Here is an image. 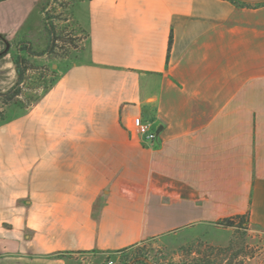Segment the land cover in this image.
<instances>
[{
	"label": "crops",
	"instance_id": "obj_1",
	"mask_svg": "<svg viewBox=\"0 0 264 264\" xmlns=\"http://www.w3.org/2000/svg\"><path fill=\"white\" fill-rule=\"evenodd\" d=\"M238 1L74 2L77 61L0 124V264L180 234L223 245L238 216L264 241V0ZM48 3L0 0V48L44 51ZM8 54L0 91L18 79ZM135 116L154 142L130 131Z\"/></svg>",
	"mask_w": 264,
	"mask_h": 264
},
{
	"label": "rangeland",
	"instance_id": "obj_2",
	"mask_svg": "<svg viewBox=\"0 0 264 264\" xmlns=\"http://www.w3.org/2000/svg\"><path fill=\"white\" fill-rule=\"evenodd\" d=\"M75 1L49 0V21L55 25L59 39L52 46L50 54H47L48 58H41L40 53L44 51L35 49L39 54L30 58L33 66H46L50 73L54 71L58 76V73L64 72L77 61L78 53L84 47L86 32L80 30L74 18L72 9ZM38 20L41 23L42 19ZM4 48L2 46L0 49ZM8 56L12 60V54ZM42 93L41 87L37 92L27 94L32 99H38ZM24 111V108H12L8 120ZM225 238L223 245H214L206 236L191 240L190 235L180 234L170 239H152L110 256L75 253L68 255V258L70 264H107L109 259H113L115 264H123L136 257L152 264H264V241L253 239L244 227H232L225 233ZM185 239L188 241L184 242Z\"/></svg>",
	"mask_w": 264,
	"mask_h": 264
},
{
	"label": "trees",
	"instance_id": "obj_3",
	"mask_svg": "<svg viewBox=\"0 0 264 264\" xmlns=\"http://www.w3.org/2000/svg\"><path fill=\"white\" fill-rule=\"evenodd\" d=\"M235 4L245 6L244 3L238 0H231ZM48 11H45V30L48 34V43L46 46V50L41 52V55L50 54L52 46L59 39V35H57L56 27L53 22L49 21ZM173 38H170V45L172 44ZM12 54V60L14 62L18 79L15 84L5 91H0V123L6 122L8 117V109L9 107L16 105L20 108L27 109L29 108L33 102L37 99H32L28 94H32V92H37L39 88L42 87V92L47 91L57 80V76L55 72L50 73L46 66H33L30 63V58L38 55L30 42L20 41L18 42L16 49L7 52L0 53V59L6 54ZM31 72H35L38 75V82L30 84L27 83L29 74ZM28 93V94H27ZM225 226L231 227H244L247 230L248 219L246 216H238L234 218H227L222 222ZM54 257H66L65 253L59 252L53 255ZM123 264H152L149 261L142 260L139 257H136L131 262H126Z\"/></svg>",
	"mask_w": 264,
	"mask_h": 264
},
{
	"label": "built area",
	"instance_id": "obj_4",
	"mask_svg": "<svg viewBox=\"0 0 264 264\" xmlns=\"http://www.w3.org/2000/svg\"><path fill=\"white\" fill-rule=\"evenodd\" d=\"M130 131L141 135L149 142H154L157 139V132L152 128V123L145 121L141 116L133 117ZM107 264H115V261L109 259Z\"/></svg>",
	"mask_w": 264,
	"mask_h": 264
},
{
	"label": "water",
	"instance_id": "obj_5",
	"mask_svg": "<svg viewBox=\"0 0 264 264\" xmlns=\"http://www.w3.org/2000/svg\"><path fill=\"white\" fill-rule=\"evenodd\" d=\"M1 36L2 35L0 34V38H1ZM4 41L6 43V47L3 50H1L0 53L7 52L9 50V48H10V42L8 40H6V39H4Z\"/></svg>",
	"mask_w": 264,
	"mask_h": 264
}]
</instances>
